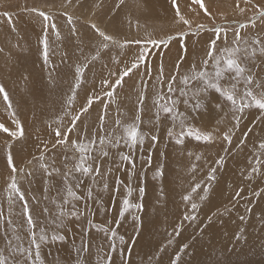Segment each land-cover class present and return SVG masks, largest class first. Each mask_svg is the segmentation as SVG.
<instances>
[{
    "label": "rangeland",
    "instance_id": "1",
    "mask_svg": "<svg viewBox=\"0 0 264 264\" xmlns=\"http://www.w3.org/2000/svg\"><path fill=\"white\" fill-rule=\"evenodd\" d=\"M201 3L204 8L194 0H175V5L173 0H0V125L9 130H0V260L5 264H264V114L256 108L234 111L214 90L202 95V106L193 110L197 82L181 96L179 78L173 93L159 78L161 68L165 81L190 73L193 64L199 68L216 39L214 28L222 30L217 50L226 46L225 32L227 46H237L235 30L249 52L254 40L264 43V0ZM97 29L115 40L103 41ZM141 53L145 59L139 69L109 87ZM242 63L264 81V54L257 50ZM158 93L171 95L177 101L174 112L183 116L174 120L161 111L157 119ZM84 107L87 111L81 112ZM117 120L121 125L137 122L143 144L129 146L121 139L113 146L115 136L126 135ZM188 127L211 139L184 135L177 144L178 134ZM58 128L67 137L63 143H57ZM21 130L17 137L9 134ZM73 141L92 149L94 159L88 163L93 169L99 163L100 171L71 172L66 185L64 173L81 155ZM9 154L16 173L8 165ZM42 163L59 171L49 177ZM13 176L24 200L9 187ZM68 186L78 199L67 195ZM41 231L48 240L36 261L31 241L39 242ZM53 233L64 239L53 242Z\"/></svg>",
    "mask_w": 264,
    "mask_h": 264
},
{
    "label": "snow or ice",
    "instance_id": "2",
    "mask_svg": "<svg viewBox=\"0 0 264 264\" xmlns=\"http://www.w3.org/2000/svg\"><path fill=\"white\" fill-rule=\"evenodd\" d=\"M196 4H199L201 8H204V5L201 3V0H194ZM173 4L175 5V0H173ZM243 11V9H241ZM177 16L180 17V20L183 21L184 24H188L189 21L184 19L183 16H180L179 11L177 10ZM41 16H44V13H40ZM260 16L264 17V11L260 12ZM47 19V17H45ZM95 27V25H93ZM241 27H244L241 25ZM99 36L103 38V41H110L112 40V37L109 35H106L103 31H99L97 29ZM213 31L216 34V39H213L210 41V44L208 46V49L206 51L205 56L202 58L200 62L199 68L195 64H193L190 73H186L183 75H180L177 73L176 75L170 76L166 81L164 80L163 77V71L161 68L160 71V76L159 78L161 79L162 82L167 83V88H168V93H173L177 91V80L179 78V83L183 84L184 87H180L178 90L180 92L181 96H187L188 95V85L193 84V82H197L199 84V87H195L194 90L192 91V95L194 98H196V102L194 105H192L193 110L199 109L203 102L200 97L207 96V94L211 91L214 90L220 97L225 99L227 102H229L232 106V109L234 111H239L243 112L245 109L248 108H256L261 111L262 114H264V81L257 80L253 74L249 71L247 66L242 63V60H247L248 58L254 56L255 52L258 50L261 54H264V43L260 41H253V44L256 45V47L252 48V51H248L247 46H241V34L239 30L234 31V40L233 44L237 45L236 47H229L227 46V33L225 32L224 34V41L226 46L223 48H220L217 50V41L220 40L221 36V29L220 28H214ZM151 43L155 44L156 41L150 40ZM42 44H44V57L45 60L47 59V54H48V45H47V40L46 38L41 41ZM139 43V41H137ZM245 45H247V41L244 42ZM108 45L107 43L102 44V47L106 48ZM243 54L241 56L240 54ZM144 55L141 53L136 61H133L131 63V66L128 67L126 66L120 74V78L115 80V85H110L109 87H115L118 86L122 83L123 77L128 76L130 73L133 72L134 69L138 70L140 63L144 62ZM211 69V70H209ZM150 69L147 68L146 66V74H150ZM81 72V69H77V73L79 74ZM226 74H228L226 76ZM229 79L230 83L227 85H222L221 81ZM107 84V81H105ZM240 85H243V87H239ZM79 86V82L77 83V87ZM4 89L2 86H0V93H3ZM73 92L75 93V89H73ZM108 96H112L113 92L109 91L107 92ZM99 97H96L98 99ZM92 97L88 98V105H91L92 102ZM140 101L142 102L144 100V95L141 94L139 96ZM5 100H7V96L5 94ZM160 101H164V103H160ZM177 101L172 98L171 95H161L157 94L156 99L154 100V104L157 107V119H159V113L162 111L163 113L166 114H172V118L178 119L179 117L183 116V113L176 114L174 112V108L176 105ZM185 105L189 104L188 99H185L183 101ZM217 107H220L219 104H217ZM87 107H84L81 109V112H86ZM79 115H77L76 119H79ZM237 120L239 117H235ZM103 117H100V120L103 121ZM139 116L136 117V121H139ZM73 124H75V120L72 121ZM117 125H121V121L117 120L116 121ZM17 125L19 127V124L17 122ZM123 128V132L126 134L125 136H115L114 137V144H119L121 139L125 140V143L129 144V146H134L139 142L141 145L144 142V136L143 134L139 133V124L137 122H132L127 125H121ZM180 127L181 129H184V121H180ZM0 130H3L4 132H8L9 130L7 128H4L3 125H0ZM69 132L72 131V129H68ZM12 137H17L18 135H22V130L18 132H10L9 133ZM55 134L58 138L57 143H63L64 139L67 137L64 136L62 131L58 128L55 131ZM113 134L109 133L108 136L111 137ZM173 135V131L169 129V136ZM188 135V136H194V138L198 141L203 140V141H209L211 139L210 134H201L199 130L193 131L191 127H188L186 130H182L178 134V138L175 140L177 144H180L183 142V136ZM153 141L156 140V137H152ZM225 140H228L229 142L231 141V137L228 134H225L224 136ZM101 144L105 143V138H101ZM109 143H112V141H108ZM89 143H92L91 141ZM243 143V141H241ZM73 147L78 148V151L81 153L79 160L75 163L73 169H71L69 172L64 173V180L67 185L68 183V178L71 172H77L81 173L83 175H87L93 170H95L97 173L100 171V164L96 163L95 164V169H93V165L88 163V161L93 160L94 158L90 155L92 149L86 145L83 141L80 142L79 145L75 141L72 142ZM262 149H264V143L260 145ZM101 151L103 152L104 156H107L108 153L104 152L102 149ZM199 158V157H197ZM43 160V156L40 158ZM121 159L123 160H128V156H121ZM217 164L222 163V158L221 160H217ZM8 165L11 168L13 173L17 172L16 167L13 164L12 157L9 154L8 155ZM41 168L47 173V176L51 177L53 172H58V169H52L51 171L48 170L46 164H41ZM254 172L258 171L257 167H253L252 169ZM20 172H23V169L19 170ZM213 172L215 169L212 170ZM209 179H214V176L212 173H209ZM78 186V185H77ZM9 187L19 196L20 200H24V195L20 192V189L18 188V185L15 181V176L12 178V183L9 185ZM106 187V186H105ZM198 188L199 185H196ZM196 188H193V191H195ZM205 192L208 191L207 188L204 189ZM66 192L68 196L74 197L78 199L79 197L75 196V193L73 192L72 188L70 186L66 187ZM143 193V189H141V194ZM185 200H188L189 197L185 196ZM201 199H204V197H201ZM65 203H67V200L65 199ZM125 208L128 207V201L125 200L124 202ZM24 215L27 217V223L29 225L33 224V220L31 219V216L29 214V210L27 205H24ZM136 207H141L140 205H136ZM197 205L192 204V208L196 209ZM71 215L75 216L76 213L73 212ZM189 217H186V219ZM194 218V217H192ZM243 219V217H241ZM243 231V230H241ZM31 235L35 236V233H31ZM113 235L115 233L113 232ZM237 238H239V233L237 234ZM64 237L62 235H58L56 233H53L51 236V240L53 242L57 240H63ZM48 240V237L41 231V234L39 235V242H37L36 239H33L31 243L35 246L36 248V255H35V260L39 261L40 260V246L43 243H46ZM187 247V245H185ZM0 264H5V261L0 260ZM173 264H175V261H173Z\"/></svg>",
    "mask_w": 264,
    "mask_h": 264
},
{
    "label": "bare ground",
    "instance_id": "3",
    "mask_svg": "<svg viewBox=\"0 0 264 264\" xmlns=\"http://www.w3.org/2000/svg\"><path fill=\"white\" fill-rule=\"evenodd\" d=\"M65 7H66V6H65ZM51 11H52V10H51ZM184 12H185V11H184ZM186 12H187V11H186ZM72 14H73V13H72ZM72 16H73V15H72ZM97 20H98V19H97ZM178 25H179V24H178ZM251 26H252V25H251ZM257 26H258V25H257ZM98 27H99V29H101V25H98ZM55 29H56V28H55ZM176 30H177V29H176ZM74 32H75V31H74ZM172 32H173V30H172ZM110 36H111V35H110ZM111 37H112V36H111ZM112 38H113V37H112ZM113 39L115 40V37H114ZM116 40H117V39H116ZM110 41H111V40H110ZM119 43H120V42H119ZM172 45H173V44H172ZM262 72H263V71H262ZM67 114H68V113H67ZM64 115H66V114H64ZM257 120H258V119H257ZM254 121H255V120H254ZM256 123H258V122H256ZM258 124H259V123H258ZM248 145H249V144H248ZM247 148H248V147H247ZM243 153H244V152H243ZM246 153H247V152H246ZM244 154H245V153H244ZM250 155H251V154H250ZM234 157H235V156H234ZM245 157H247V156H245ZM241 158H242V157H241ZM247 158H248V157H247ZM233 159H234V158H233ZM237 159H238V158H237ZM234 165H235V164H234ZM236 166H237V165H236ZM234 168H235V167H234ZM234 168H233V169H234ZM238 168H240V167L238 166ZM233 169H232V170H233ZM236 170H237V169H236ZM234 171H235V170H234ZM237 171H238V170H237ZM258 171H259V170H258ZM231 173H232V172H231ZM231 177H232V176H231ZM227 178H228V177H227ZM237 179H238V178H237ZM221 180H222V179H221ZM227 180H228V179H227ZM234 180H235V179H234ZM219 181H220V180H219ZM232 181H233V180H232ZM235 182H236V181H235ZM235 182H234V183H235ZM221 183H222V182H221ZM226 184H228V183H226ZM257 184H259V183H257ZM222 186H223V185H222ZM222 186H221V187H222ZM232 186H234L233 183H232ZM236 186H237V185H236ZM221 187H219V188H221ZM217 189H218V188H217ZM234 189H235V186H234ZM225 190H226V189H225ZM255 190H256V189H255ZM227 191H228V190H227ZM242 191H243V190H242ZM216 192H217V191H216ZM219 192H221V191H218V193H219ZM229 193H230V192H229ZM211 194H212V193H211ZM222 194H223V193H222ZM224 194H225V193H224ZM244 194H245V192H244ZM229 195H230V194H229ZM196 196H197V195H196ZM212 196H213V195H212ZM230 196H231V195H230ZM238 196H239V195H238ZM241 196H242V195H241ZM197 197H198V196H197ZM199 197H200V196H199ZM219 198L221 199L222 197H219ZM238 198H239V197H238ZM244 199H245V198H244ZM210 200H211V199H210ZM218 200H219V199H218ZM240 200H241V199H240ZM250 200H251V199H250ZM209 202H210V201H209ZM209 202H208V204H209ZM216 202H218V201H216ZM254 202H255V201H254ZM262 202H264V201H262ZM213 203H214V202H213ZM236 203H237V202H236ZM240 203H241V202H240ZM245 203H246V202H245ZM256 203H257V202H256ZM208 204H207V206H208ZM215 204H216V203H215ZM241 204H242V203H241ZM245 205H246V204H245ZM212 206H213V205H212ZM229 206H230V205H229ZM234 206H236V205L234 204ZM234 206H233V207H234ZM252 206H253V205H252ZM255 206H256V205H255ZM258 206H259V204H258ZM251 208H252V207H251ZM260 208H261V207H260ZM260 208H259V209H260ZM206 209H207V208H206ZM227 209H228V208H227ZM255 209H256V208H255ZM204 210H205V208H204ZM212 210H213V209H212ZM229 210H230V209H229ZM231 210H233V209H231ZM205 211H206V210H205ZM260 211H261V210H260ZM224 213H225V212H224ZM229 213H231V212H229ZM199 214H200V213H199ZM216 214H219V213H216ZM260 214H261V213H260ZM224 215L226 216V214H224ZM229 215H230V214H229ZM216 217H217V216H216ZM207 218H208V217H207ZM209 218H210V217H209ZM208 220H209V219H208ZM211 220H212V219H211ZM211 220H210V221H211ZM213 220H214V218H213ZM198 221H199V220H198ZM257 222H258V221H257ZM259 222H260V221H259ZM214 223H215V222H214ZM247 223H248V222L243 223V224H247ZM262 223H263V222H262ZM262 223L260 222V223H258V224L261 225ZM212 224H213V223H212ZM238 224H239V223H238ZM253 224H254V223H253ZM263 224H264V223H263ZM210 225H211V224H210ZM213 225H215V224H213ZM239 225H240V224H239ZM254 226H255V225H254ZM262 226H263V225H262ZM210 227H211V226H210ZM216 227H217V226H216ZM239 227H240V226H239ZM213 228H214V227H213ZM231 228H232V226H231ZM234 228H235V227H234ZM259 228H260V227H259ZM263 229H264V228H263ZM238 230H239V228H238ZM244 230H245V229H244ZM252 230L254 231V229H252ZM252 230H251V231H252ZM240 231H241V230H240ZM245 231H246V230H245ZM253 231H252V232H253ZM257 231H258V230H257ZM260 231H261V229H260ZM246 232H247V231H246ZM261 232H263V231H261ZM210 233H211V232H210ZM217 233H218V232H217ZM217 233H216V234H217ZM255 233H256V232H255ZM219 234H220V233H219ZM243 234H244V233H243ZM245 234H246V233H245ZM232 235H233V234H232ZM248 235H249V233H248ZM230 236H231V235H230ZM234 236H235V235H234ZM241 236H242V235H241ZM241 236H240V237H241ZM244 236H246V235H244ZM254 236H255V235H254ZM257 236H259V234H257ZM214 237H215V236H214ZM248 237H249V236H248ZM233 238H234V237H233ZM236 238H237V237H236ZM244 238H245V237H244ZM246 238H247V237H246ZM250 239H252V238H250ZM228 240H229V239H228ZM235 240H236V239H235ZM242 240H243V239H242ZM222 241H223V240H222ZM230 241H231V239H230ZM244 241H246V240H244ZM251 241H252V240H251ZM227 242H228V241H227ZM227 242H226V243H227ZM234 242H236V241H234ZM226 243H225V244H226ZM242 243H243V242H242ZM235 244H236V243H235ZM235 244H234V245H235ZM248 244H249V243H248ZM226 245H227V244H226ZM234 245H233V246H234ZM243 245H244V244H243ZM234 253H235V252H234Z\"/></svg>",
    "mask_w": 264,
    "mask_h": 264
},
{
    "label": "crops",
    "instance_id": "4",
    "mask_svg": "<svg viewBox=\"0 0 264 264\" xmlns=\"http://www.w3.org/2000/svg\"><path fill=\"white\" fill-rule=\"evenodd\" d=\"M30 161H31V160H30ZM24 166H25V164H24ZM24 166H23V167H24Z\"/></svg>",
    "mask_w": 264,
    "mask_h": 264
}]
</instances>
